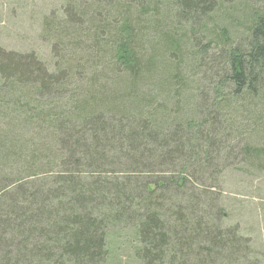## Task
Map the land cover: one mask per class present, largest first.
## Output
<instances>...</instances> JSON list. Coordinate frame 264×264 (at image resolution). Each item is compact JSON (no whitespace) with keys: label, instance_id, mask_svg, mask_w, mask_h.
Returning <instances> with one entry per match:
<instances>
[{"label":"trees","instance_id":"trees-1","mask_svg":"<svg viewBox=\"0 0 264 264\" xmlns=\"http://www.w3.org/2000/svg\"><path fill=\"white\" fill-rule=\"evenodd\" d=\"M63 13L70 29L47 18L44 32L83 27L87 69L100 65L130 104L112 106L94 75V91L45 106L71 77L0 48L4 95L34 107L12 100L0 130V264H262L264 252L227 223L215 192L224 168H213L233 135L255 137L244 161L264 158V0H66ZM205 62L213 77L200 74ZM43 122L58 136L56 167L14 175L27 146L15 131Z\"/></svg>","mask_w":264,"mask_h":264},{"label":"rangeland","instance_id":"rangeland-1","mask_svg":"<svg viewBox=\"0 0 264 264\" xmlns=\"http://www.w3.org/2000/svg\"><path fill=\"white\" fill-rule=\"evenodd\" d=\"M65 4L66 0H0V48L4 51H11L22 55L33 54L40 60L47 71L54 76L55 74H65V76L71 77V83L64 87L61 96L52 95L48 99L47 97H42L46 99L43 100L45 106H53L52 102L64 105L71 93L80 94L84 90L92 91L94 88V84L92 83L94 75L100 77L94 81L95 84L98 83L100 86L104 84L106 86L104 91L112 96L110 98L112 106L120 102H116L117 98L120 99V97L126 99L127 103L130 104L128 100L130 94L118 96L116 87L113 86L117 82L112 80L109 82L111 85H109L106 82L109 78H106L108 76H102L100 65L96 64L93 68L87 69L85 64L86 55L85 52L83 53V49L85 45H88L89 41L84 36L86 32H82L83 27L80 30H76L73 33L74 35L64 36L63 38H57V36L48 31L44 32L43 21L47 18L55 21L52 22L51 27L59 25V27L61 26L64 29H70L67 27L69 26L68 22L65 23L67 20L63 13ZM51 17L55 18L51 19ZM140 29L142 30L141 26L138 28V36L132 42L134 47L137 42L139 43ZM142 33L145 35V30H142ZM208 38L209 36L203 37L199 41L198 46H195L196 42H194V47L200 49V46L204 45ZM78 42H80L79 44L82 48L79 45H72ZM206 49V57L216 53L215 50ZM195 57L197 58V56ZM210 66H214V64ZM210 66L208 62L203 63L200 74L213 77L210 74V70H212ZM182 71L184 74L188 73L183 68ZM2 79L0 78V130L3 131L5 122L11 117L10 110L17 112L14 106L11 105L13 104L11 103L12 100H21V103L23 101L24 106L28 110L34 107H32L33 101L31 97H27L26 99L18 95V93L14 97L4 95L3 89L5 90V88H3L4 83L1 82ZM212 79H208L206 84H209ZM128 90L130 91V89ZM205 91L207 96H212L213 86L208 85ZM141 93H148V91L146 89L141 90ZM17 96L19 97L16 98ZM154 104L152 103L150 108ZM15 135L19 141L23 140L27 142V146L26 150H23L22 155H15L21 162L15 157L12 158V161L16 164L11 170L14 175L20 173L18 176H23V169L26 166H30V171L37 175L48 172L53 167H56L58 161L53 160L49 155L52 156L51 151L59 150L58 136L46 122H43L37 131L32 126H29V124H21L15 131ZM250 135L245 136L241 134V138L239 139L233 135L236 139L231 138L227 140L226 145L230 147V152L227 150L228 148L221 150L217 162L214 163L215 167L213 170L221 167L224 168V172L220 176L221 183L218 185L219 189L215 192L218 196V202H220L227 213V223L237 226L239 232L251 241V245L255 251L264 252V158L259 159L260 161L256 160L254 163L247 160L244 161V156H242L243 146L245 144L253 146L251 140L255 138L252 134ZM189 137L193 138V133ZM0 139L4 141V133L2 132H0ZM254 142L257 144L260 141ZM188 143L189 148L192 142L188 141ZM31 155L34 156L33 160L29 159ZM204 178L206 183H213L214 181V177L207 174ZM118 264L139 263L137 260L128 257H120ZM262 264H264V258Z\"/></svg>","mask_w":264,"mask_h":264},{"label":"bare ground","instance_id":"bare-ground-1","mask_svg":"<svg viewBox=\"0 0 264 264\" xmlns=\"http://www.w3.org/2000/svg\"><path fill=\"white\" fill-rule=\"evenodd\" d=\"M66 91V90H65Z\"/></svg>","mask_w":264,"mask_h":264}]
</instances>
